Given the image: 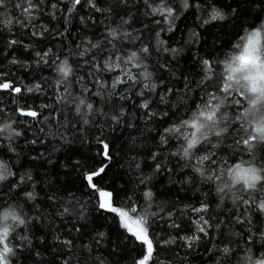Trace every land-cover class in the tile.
Here are the masks:
<instances>
[{"label":"snow or ice","instance_id":"snow-or-ice-1","mask_svg":"<svg viewBox=\"0 0 264 264\" xmlns=\"http://www.w3.org/2000/svg\"><path fill=\"white\" fill-rule=\"evenodd\" d=\"M0 264H264V0H0Z\"/></svg>","mask_w":264,"mask_h":264}]
</instances>
